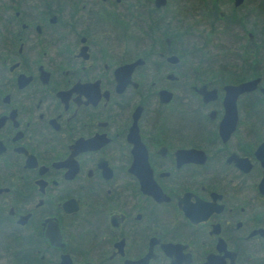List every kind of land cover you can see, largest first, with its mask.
Wrapping results in <instances>:
<instances>
[{
	"label": "flooded vegetation",
	"instance_id": "obj_1",
	"mask_svg": "<svg viewBox=\"0 0 264 264\" xmlns=\"http://www.w3.org/2000/svg\"><path fill=\"white\" fill-rule=\"evenodd\" d=\"M236 46L264 58V0H0V264H264Z\"/></svg>",
	"mask_w": 264,
	"mask_h": 264
},
{
	"label": "rangeland",
	"instance_id": "obj_2",
	"mask_svg": "<svg viewBox=\"0 0 264 264\" xmlns=\"http://www.w3.org/2000/svg\"><path fill=\"white\" fill-rule=\"evenodd\" d=\"M108 33L110 35L114 34L112 30H109ZM246 51H249L251 54L253 53L254 57L251 58V59H255L256 56H258V59H264L262 54L254 53V51L252 49L248 50L246 48H240V47H237V46L231 48V56L228 55V54H227V56H223V59H231V73L235 72L234 68H239L238 70H236L237 71L236 73H238V74L235 75L234 77H231V80L232 79H236V78H241L243 72H246L245 71L246 69L243 67V61H242V59H246V58H244L245 56H243V55H245ZM253 65L256 66V63H253ZM248 71L249 70H247V72ZM250 72H252V71L250 70ZM246 76H248V75H246Z\"/></svg>",
	"mask_w": 264,
	"mask_h": 264
},
{
	"label": "water",
	"instance_id": "obj_3",
	"mask_svg": "<svg viewBox=\"0 0 264 264\" xmlns=\"http://www.w3.org/2000/svg\"><path fill=\"white\" fill-rule=\"evenodd\" d=\"M258 78H254L251 80H247L244 82H240L238 84H231V122H235L237 118L236 114V96L238 93H240L244 89H249L251 88L256 82Z\"/></svg>",
	"mask_w": 264,
	"mask_h": 264
}]
</instances>
